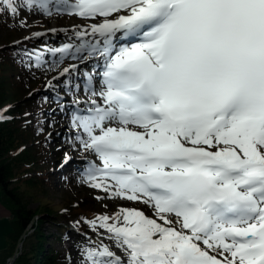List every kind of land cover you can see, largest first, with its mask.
<instances>
[{
	"label": "snow or ice",
	"instance_id": "obj_1",
	"mask_svg": "<svg viewBox=\"0 0 264 264\" xmlns=\"http://www.w3.org/2000/svg\"><path fill=\"white\" fill-rule=\"evenodd\" d=\"M25 8L97 21L95 43L47 64L48 87L67 74L74 105L60 167L71 151L94 156L82 182L149 209L87 221L98 239L81 264H264V0H0L13 21ZM84 52L102 63L81 97L78 66L60 65Z\"/></svg>",
	"mask_w": 264,
	"mask_h": 264
},
{
	"label": "trees",
	"instance_id": "obj_2",
	"mask_svg": "<svg viewBox=\"0 0 264 264\" xmlns=\"http://www.w3.org/2000/svg\"><path fill=\"white\" fill-rule=\"evenodd\" d=\"M4 16L0 13V110H5L8 119L0 120V193L13 208L12 231L7 248L0 252V264L13 258L21 244V254L14 264H72L69 255L47 247L49 238L63 243L68 235L64 223L78 218L89 230L87 221L113 210L96 205L78 215L81 203L51 200L57 186L77 177L68 168L54 171L62 159V139L66 138L57 129L63 125L67 111L66 107L61 110L62 100L57 101V94L62 97L67 92L59 80L53 81L55 91L48 87V81L43 84V80H36L47 71L35 66V57L39 54L46 60L47 55H52L51 42L32 38L15 44L12 38L2 37ZM29 63L33 65L31 69L25 66ZM34 201L38 202L35 209L31 208ZM47 221L55 228L53 234L47 235L43 230Z\"/></svg>",
	"mask_w": 264,
	"mask_h": 264
},
{
	"label": "rangeland",
	"instance_id": "obj_3",
	"mask_svg": "<svg viewBox=\"0 0 264 264\" xmlns=\"http://www.w3.org/2000/svg\"><path fill=\"white\" fill-rule=\"evenodd\" d=\"M73 3V2H72ZM115 15V14H114ZM26 18L27 27H24L21 25L20 21L22 19ZM76 19V20H75ZM80 21L83 24L81 26L78 25ZM97 21L95 19H86L84 17H80L76 14H69V13H54L51 16L43 15L40 12L32 11L28 9H22L21 14L19 17L16 18L15 21L11 18L10 15L4 16V27L2 29V37L12 38V41H18L21 39H46L47 41H54L56 42V48L60 49L64 45H72L73 48L80 46L81 41L87 39L88 37H91V29L90 25L92 23H96ZM52 29H55L56 31H52ZM76 30L83 31L87 30V35L81 37L77 35ZM36 33H40L39 36L35 35ZM80 38V39H79ZM93 38V37H91ZM54 49V48H53ZM52 49V50H53ZM87 52L84 53V59L83 60H75L70 59L67 62V66L69 65H78V71L71 70L70 72L75 73V76L80 75L83 79V82L87 80V76L84 78L85 74H91L89 72H86V68L88 67L90 69V66H88V63L90 59L92 58L89 55H86ZM52 56L49 57L46 60V65L44 66V70L48 69L47 64H51L52 61L56 56L59 57V53H53ZM94 60L97 58L96 56L93 57ZM63 66L62 68H64ZM61 68V69H62ZM88 71V70H87ZM43 73V72H42ZM58 75V71H48L44 72L43 74H40L36 80L42 81L43 84H46L45 82L49 79H52L53 76ZM80 89V88H79ZM81 90L84 91V83L83 88ZM81 97L84 96V92L78 93ZM68 101V99H66ZM66 113V112H65ZM58 128H60L63 132H66L68 130H73L69 127V123L59 125ZM70 137V136H69ZM68 137V138H69ZM67 142H63L65 147V151L70 150V145ZM64 152L62 155L61 161L64 159ZM73 157L72 162L70 163L73 165V173L76 170V164H81L82 166L85 165V158L87 159H95L94 156H90L87 153H82L80 151H71L70 153ZM98 162V161H97ZM75 165V166H74ZM54 184L57 186L58 180L54 178L53 180ZM97 197H101L98 199ZM104 193L101 189H94L90 185L82 182L81 177L76 178V180L64 182L61 186H57L56 190L51 195V200L55 203H63L64 200H72L78 203L82 204L81 211L76 212L78 215H81V212L87 211L89 207L91 206H107L109 209H112L113 212L118 211L120 206H129V207H137L142 208L146 212L149 211L148 207L143 205L142 203L135 202V201H127V200H119L115 198H103ZM38 206V202L34 201L31 203V208L35 209ZM13 208V205L11 202H8L4 199L2 194L0 193V252L5 250L8 245V235L12 231V217H11V209ZM78 218L72 219L71 222H68L70 225L79 226L76 224ZM80 220V218H79ZM43 230L45 234L50 235L55 232V228L50 224L48 221L44 223ZM80 229H83L87 231L82 225L80 226ZM90 234H96V232L92 231L91 229L89 231ZM28 236V235H27ZM25 236L24 238L26 239ZM99 238H104V243H111L109 240H107L104 236H100ZM87 238L82 233H77L76 231L70 230L68 231V235L65 237V241L63 243L55 242L52 237L49 238L47 247H52L57 251H60L64 255H69L70 260L72 264H81V261L83 259L81 255V248L88 244L89 240H86ZM118 251V250H117Z\"/></svg>",
	"mask_w": 264,
	"mask_h": 264
},
{
	"label": "built area",
	"instance_id": "obj_4",
	"mask_svg": "<svg viewBox=\"0 0 264 264\" xmlns=\"http://www.w3.org/2000/svg\"><path fill=\"white\" fill-rule=\"evenodd\" d=\"M20 254H21V247H19V251L16 253L15 257H18ZM15 257L8 259L6 264H14Z\"/></svg>",
	"mask_w": 264,
	"mask_h": 264
},
{
	"label": "bare ground",
	"instance_id": "obj_5",
	"mask_svg": "<svg viewBox=\"0 0 264 264\" xmlns=\"http://www.w3.org/2000/svg\"><path fill=\"white\" fill-rule=\"evenodd\" d=\"M71 2L75 3V2H77V0H71ZM113 15H114V14H113ZM75 20H76V19H75ZM82 22H84V21H80V22L78 23V25L81 26V25L83 24ZM77 31H78V30H76L75 32H77ZM87 41L95 42L94 39H92V38H88Z\"/></svg>",
	"mask_w": 264,
	"mask_h": 264
}]
</instances>
